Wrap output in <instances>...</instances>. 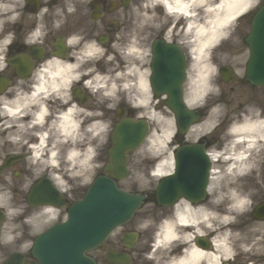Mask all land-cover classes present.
<instances>
[{"label": "clouds", "instance_id": "1", "mask_svg": "<svg viewBox=\"0 0 264 264\" xmlns=\"http://www.w3.org/2000/svg\"><path fill=\"white\" fill-rule=\"evenodd\" d=\"M37 3L25 12L28 0H0V74L15 72L14 79L0 75L7 81L0 91V264L13 252L32 254L35 238L69 220L60 203H31L33 187L47 181L62 201L76 200L79 190L86 195L106 171L123 121L144 125L138 142L123 151V190L107 171L119 192L143 197L139 214L134 209L129 218L128 248L136 250L124 254L128 264L133 258L136 264H264V217L255 216L264 205V102L220 99L230 92L222 68L245 77L251 55L245 38L264 0H103L116 5L111 33L100 9L92 18L94 0ZM81 16L86 23L76 26ZM57 40L63 55L55 54ZM158 41L182 59L179 104L194 117L183 130L169 92L157 95L153 86ZM17 42L25 50L10 56ZM33 48L40 58L30 54ZM15 58L31 65L26 76L16 74ZM185 146H199L207 163L202 198L148 200L175 177ZM9 157H19L15 166H5Z\"/></svg>", "mask_w": 264, "mask_h": 264}, {"label": "water", "instance_id": "2", "mask_svg": "<svg viewBox=\"0 0 264 264\" xmlns=\"http://www.w3.org/2000/svg\"><path fill=\"white\" fill-rule=\"evenodd\" d=\"M160 44L163 43L161 42ZM157 45L158 44L156 43V47ZM163 51L170 52L171 56L169 58L158 61V63L156 61L153 62V86L157 92H169L170 99L168 103L178 111V122L180 124V127L183 129L189 122V120L194 117H190L187 113H185L182 106L179 104V91L177 88V84L179 79L181 78L182 59L179 53L174 48L163 49L161 47L154 50L156 56H159V54H163ZM158 65H160L163 69L159 68ZM258 66V59H255V75L257 73ZM143 131L144 125L142 123L131 124L130 122H121V124L117 126L116 132L113 136L115 147L110 152V163L106 167L109 172L115 173V175L119 178L122 177V175L124 176L125 171L122 160L124 148L131 149L143 135ZM87 247L89 246H85L84 248H82V250ZM39 249L37 250V253L39 254L40 258L49 254V249H45L43 252ZM47 258L44 260V264H48Z\"/></svg>", "mask_w": 264, "mask_h": 264}, {"label": "flooded vegetation", "instance_id": "3", "mask_svg": "<svg viewBox=\"0 0 264 264\" xmlns=\"http://www.w3.org/2000/svg\"><path fill=\"white\" fill-rule=\"evenodd\" d=\"M56 2V0H53V4ZM99 3H101L99 5V7H97V0H94V4L90 5L89 7L93 10V16L92 18L95 19L96 17L99 16V9L100 11L103 13L102 19L105 22V28L106 30L111 33L112 31H115L116 29V25L114 23H108V20L110 18V16H114L115 12L114 10H112V8L116 7V5H111L109 7L108 4L103 3V0H99ZM38 3L37 0H28V6L25 9V12H34L36 11V9L38 8ZM49 7H52V5L50 4ZM87 17L85 16H81L79 22L77 23L76 26H80V25H84L86 23ZM31 22L27 20V18L25 17L24 19V25L30 24ZM72 25L70 23L68 30H72ZM91 27L95 28V25H92ZM16 30H17V34L18 36H22V32H23V26L18 24L16 26ZM63 34H67V32L65 31ZM55 39L54 37H49V40H53ZM101 41H103V37L100 38ZM54 47L56 48V53L57 55H63L64 53V49H63V42L62 40H57L54 44ZM25 50V46L21 43V42H17L16 44H14L12 46V48L10 49V56L14 55L17 52H22ZM30 54L32 56H35L37 58H40L41 56V52L40 50L33 48L30 50ZM10 64L15 66L17 69L16 74L17 75H21V76H26L28 74V68L31 66L30 64L26 65L24 63L21 62V58H15L13 60L10 61ZM2 76H4L7 79H14L15 77V72L14 70L9 67V69L5 70V72L3 74H0ZM7 81L4 80L3 78H0V91L3 90V87L6 85ZM78 95V93H77ZM19 159V157H9V159L6 161V165L8 166L12 163H14L13 166H15V161ZM95 254L96 251L92 252V256L93 258H95ZM22 264H35V262L31 259L30 255L29 256H24L23 257V261Z\"/></svg>", "mask_w": 264, "mask_h": 264}, {"label": "rangeland", "instance_id": "4", "mask_svg": "<svg viewBox=\"0 0 264 264\" xmlns=\"http://www.w3.org/2000/svg\"><path fill=\"white\" fill-rule=\"evenodd\" d=\"M249 20V19H248ZM247 27H248V21L247 22H245V25H244V32H242V35L243 34H245V32H246V30H247ZM245 47V46H244ZM236 79H237V76L235 75V73H234V77L231 79V80H229L227 83H224L223 84V86L226 88V89H230L231 87L233 88V94H232V96L234 97H232V96H228V98H232V99H237V98H241V97H245L246 95H244V94H242L241 96H239V95H236L235 93L236 92H244V91H241V90H246V91H248V92H251V91H253V92H262V91H264V89H249V88H247V87H244V86H238L237 85V82H236ZM104 159H106V155L104 154ZM101 174H102V170H101V172H100ZM119 186H120V188L121 189H123V183H122V181H120L119 182ZM83 193V190H81L80 191V194L79 195H77V196H81V194ZM76 196V197H77ZM133 225V224H132ZM108 242H110V240L108 241ZM112 245V244H111ZM101 255H102V253L101 252H99L98 251V259L100 260L99 262H100V264H105L104 263V261H101Z\"/></svg>", "mask_w": 264, "mask_h": 264}]
</instances>
